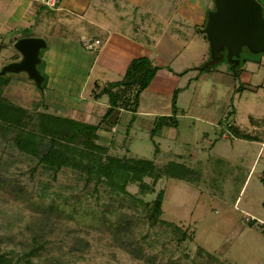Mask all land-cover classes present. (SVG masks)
I'll use <instances>...</instances> for the list:
<instances>
[{
	"label": "rangeland",
	"instance_id": "374dc122",
	"mask_svg": "<svg viewBox=\"0 0 264 264\" xmlns=\"http://www.w3.org/2000/svg\"><path fill=\"white\" fill-rule=\"evenodd\" d=\"M0 1L1 68L19 57L14 38L31 32L23 25L33 17L26 12V1H21L7 18L15 2ZM203 1H211L213 11L215 0ZM257 1L264 16V0ZM156 27L160 29L157 34L173 46L171 52L186 45L182 52L178 49L173 53L172 70L160 72L170 75L163 84L173 96L175 93L174 119L151 134L160 115L142 116L116 109L98 131V140L107 143L110 155L148 159L159 167L173 161L199 174L200 182L163 176L156 184V191L164 190L161 218L187 228L192 239L178 243L164 236V226H151L131 197L111 192L102 183L95 186V181L86 182L84 173L63 167L53 177L35 158L18 150L13 133L2 128L0 252L21 258L24 264L22 254L41 227L43 246L30 256L35 264H264V50L242 46L238 55H232L239 61L235 70L246 68L238 77L225 58L227 50L222 59L213 62L207 38L185 39L186 31L192 35L196 29L194 25H183L182 31L176 30L174 22L156 23ZM47 40L51 44L50 38ZM90 58L88 54L78 59L88 65ZM244 58L246 63H242ZM100 65L80 70L73 67L70 81L62 82V87L72 86L54 91L47 87L44 96L25 73H7L1 77L8 80L2 95L31 111L37 108L73 119L72 112H88L93 103L92 113L81 111V118L76 119L95 124L109 107L108 95L100 91L110 79H103L108 75ZM213 65L214 72L202 69ZM242 85L258 86V90H243ZM234 127L257 138L236 137ZM126 188L135 195V185ZM152 197L143 196L145 200ZM118 218L124 225L130 222L123 229L128 237L122 241L113 237ZM78 239V247H73ZM85 245L87 248H82ZM132 250L141 256H133Z\"/></svg>",
	"mask_w": 264,
	"mask_h": 264
},
{
	"label": "trees",
	"instance_id": "16d2710c",
	"mask_svg": "<svg viewBox=\"0 0 264 264\" xmlns=\"http://www.w3.org/2000/svg\"><path fill=\"white\" fill-rule=\"evenodd\" d=\"M205 26L206 24L203 25L201 32L210 42L205 32ZM224 50L227 49L223 48L216 52L211 46L212 61L218 62L222 59ZM225 58L230 63V68H233L232 72L239 77L244 69L242 67L239 70L234 69L239 64L238 59L233 58L228 52ZM16 59L18 57L14 60ZM246 62L247 60L244 58L242 63ZM158 68L159 66L147 57L132 59L119 80L113 81L101 89L100 94L106 93L108 95L109 107L95 124L39 111L37 108L31 111L12 103L2 95L8 80H2L1 77L3 76H0V129L3 128L7 132H12L14 146L24 154L35 158L37 163L42 165L53 177L63 167H69L81 174L84 173L86 182L95 181V186L102 183L111 192L131 197L134 205L138 203L141 206L139 214L142 218L146 219L151 226L158 223L163 225L164 236L175 239L179 243L192 239L193 233L188 234L187 228L184 229L161 218L164 190L160 188L156 191V184L163 176H176L187 181L196 179L200 182L199 174H196L194 169L173 161H168L164 166L159 167L148 159L110 155L107 143L98 140V131L104 129L103 123L116 109L132 112L137 110L140 94L150 84ZM202 69L211 72L216 70V66L213 65L211 69L204 66ZM45 83L46 78L42 82L43 88ZM241 87L244 88L245 86L242 85ZM256 88L251 87V89ZM174 97L175 93L171 104L173 113L169 116L160 115L156 117L151 134L160 127L171 124L176 112L174 111ZM232 134L243 139L253 140L257 138V136L242 132L237 127L233 128ZM146 178L151 181H146ZM130 184L137 187L135 195L126 188ZM18 189L21 190L20 187ZM151 194L153 197L150 200L143 198V196ZM115 222L117 226L113 237L116 241L128 237V233L123 229L130 222L125 221L124 225L120 218L115 219ZM42 231L40 227L37 233H33L31 246L22 254L24 264H35L31 261L30 256L38 252L43 246L40 240L44 235ZM80 241L81 239L74 240L73 247L77 246ZM86 245L82 248H87ZM136 251L132 250L133 256H141ZM185 254L187 256V253ZM20 260L21 258L15 259L6 251L0 252V264H23Z\"/></svg>",
	"mask_w": 264,
	"mask_h": 264
},
{
	"label": "crops",
	"instance_id": "0c3cea01",
	"mask_svg": "<svg viewBox=\"0 0 264 264\" xmlns=\"http://www.w3.org/2000/svg\"><path fill=\"white\" fill-rule=\"evenodd\" d=\"M10 1L15 3L12 8L10 7L7 18L16 12L21 1H26V12L33 17V21H25L23 25L24 29L30 27L31 32L16 36L14 42L25 36L42 37L46 42V47L41 49L43 51L40 50L39 69L44 75V80L46 78L43 91L38 89L41 95L44 96L47 87L53 91L63 90L68 84L62 87V82L64 79L70 81L73 67L79 70L93 69L100 63L101 70L108 75L103 79H110L105 81L104 86H106L111 83L109 81L113 82L122 77L132 59L147 57L159 68L150 84L140 94L136 113L142 116L167 115L170 112L172 114L173 94L169 92L171 89L163 84L170 75L164 76L160 72L164 68L172 70L171 63L176 56V54L173 56V53H178L179 48L171 52L173 46L161 37L162 34H157L160 29L156 27V23L174 22L176 30H181L183 25L186 27L194 25L196 29H193L192 35L186 31L185 39L193 40L194 36H200L202 40H205L201 29L207 22L208 12L211 11L209 7L211 1L207 3L203 0H187L184 3L180 0H58L52 7L40 0ZM174 5L177 6L175 12ZM1 10L0 7V12ZM29 15L28 18H30ZM7 24L4 26L6 27ZM46 35L50 38L51 44H48ZM91 40H99V43L93 49L85 48L84 42ZM159 41L163 44L160 45ZM170 42L173 44L172 40ZM181 46L182 50L186 47L184 43ZM88 54L91 57L87 61L89 67L85 61L78 59ZM245 70L246 68L243 71ZM243 71L240 75H243ZM172 74L175 75L173 72ZM198 79L199 77L197 81ZM95 85L98 86V83L95 82ZM251 87L255 86H245L243 90L257 92L258 86L256 89ZM233 93L236 95V91ZM90 105L88 112L92 113L94 104ZM81 111L83 109L72 112L75 119L81 118L78 116ZM88 112L83 111L85 114Z\"/></svg>",
	"mask_w": 264,
	"mask_h": 264
},
{
	"label": "water",
	"instance_id": "95a60500",
	"mask_svg": "<svg viewBox=\"0 0 264 264\" xmlns=\"http://www.w3.org/2000/svg\"><path fill=\"white\" fill-rule=\"evenodd\" d=\"M215 9L208 15L205 32L213 49L226 48L230 55H237L242 46L253 51L264 49V18L257 0H215ZM19 53L16 60L0 68V76L7 73H25L42 92L44 75L39 69L40 50L46 47L42 37L25 36L13 45Z\"/></svg>",
	"mask_w": 264,
	"mask_h": 264
},
{
	"label": "built area",
	"instance_id": "2783aa9c",
	"mask_svg": "<svg viewBox=\"0 0 264 264\" xmlns=\"http://www.w3.org/2000/svg\"><path fill=\"white\" fill-rule=\"evenodd\" d=\"M42 1L45 5L47 6H54L58 0H40ZM99 43V40H91V41H86L84 42V47L87 48V49H93L95 47L96 44Z\"/></svg>",
	"mask_w": 264,
	"mask_h": 264
}]
</instances>
